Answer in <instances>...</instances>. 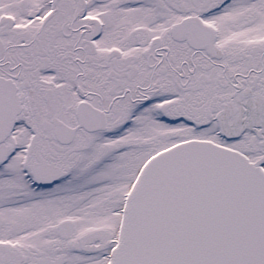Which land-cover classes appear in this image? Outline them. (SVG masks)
<instances>
[{"label":"snow or ice","instance_id":"obj_1","mask_svg":"<svg viewBox=\"0 0 264 264\" xmlns=\"http://www.w3.org/2000/svg\"><path fill=\"white\" fill-rule=\"evenodd\" d=\"M0 264H264V0H0Z\"/></svg>","mask_w":264,"mask_h":264}]
</instances>
